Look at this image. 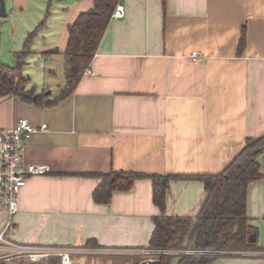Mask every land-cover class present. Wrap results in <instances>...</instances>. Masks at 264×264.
<instances>
[{"label": "crops", "instance_id": "0c3cea01", "mask_svg": "<svg viewBox=\"0 0 264 264\" xmlns=\"http://www.w3.org/2000/svg\"><path fill=\"white\" fill-rule=\"evenodd\" d=\"M30 1L5 0L0 58L15 66V52L46 19L22 73L51 99L66 84L69 25L94 0H40L31 12ZM119 3L125 15L111 18L88 67L92 73L71 94L48 106L13 93L0 96V129L21 118L48 124L27 141L25 162L46 164L50 172L30 176L22 187L9 232L15 242L149 248L160 214L152 178L139 177L131 189L99 203L93 192L101 174L167 176L166 213L196 218L204 182L169 175L218 173L248 137L264 133V0ZM21 11L29 16L18 25ZM258 160L264 173V150ZM247 213L260 248L219 255L210 264H264V177L249 187ZM7 219L0 202V230Z\"/></svg>", "mask_w": 264, "mask_h": 264}, {"label": "trees", "instance_id": "16d2710c", "mask_svg": "<svg viewBox=\"0 0 264 264\" xmlns=\"http://www.w3.org/2000/svg\"><path fill=\"white\" fill-rule=\"evenodd\" d=\"M120 0H94L92 8L82 11L69 25V39L65 51L66 84L54 98L37 93L36 86L22 73L31 45L44 19L29 33L24 48L15 52L16 65L10 66L0 58V96L16 94L23 100L36 105H54L71 94L89 67L100 41L111 21L112 13ZM1 36V23H0ZM246 45V31L243 30L239 52ZM47 51L46 53H50ZM264 150V133L248 137L241 150L224 169L214 174H176L169 177L198 179L204 182L206 195L196 218L166 213L167 185L164 175L146 174L137 171H112L101 174L102 181L93 192L96 202L108 203L114 191L129 190L136 179L150 176L153 180V201L160 208L154 217L155 228L149 248L196 249L225 251L224 253H162L158 257L162 264H210L219 255H233L235 251L260 248L257 228L250 224L247 213L250 185L264 177L258 160ZM188 240L189 247L184 243ZM95 245L94 242H88ZM140 260L134 264H140ZM61 264V258L58 259ZM53 260L51 264H56Z\"/></svg>", "mask_w": 264, "mask_h": 264}, {"label": "built area", "instance_id": "2783aa9c", "mask_svg": "<svg viewBox=\"0 0 264 264\" xmlns=\"http://www.w3.org/2000/svg\"><path fill=\"white\" fill-rule=\"evenodd\" d=\"M125 15V5L118 3L112 13V18H120ZM198 51L192 52L193 59L199 56ZM85 73H92L87 68ZM48 124L41 126L32 124L27 118H21L17 124L10 128L0 129V202L8 214V219L0 230V261L20 259L34 264L45 262L50 256L57 255L61 258V264L72 263L73 254H88L91 250L105 249L101 247L87 246H53L35 243L15 242L9 235L14 226V216L19 209V194L30 176L42 175L50 172L46 164H27L25 162L27 141L31 134L46 130ZM125 251V250H124ZM123 251V252H124ZM187 252L219 253V251L186 250ZM149 256H158L162 253H173L172 249L144 248Z\"/></svg>", "mask_w": 264, "mask_h": 264}, {"label": "rangeland", "instance_id": "374dc122", "mask_svg": "<svg viewBox=\"0 0 264 264\" xmlns=\"http://www.w3.org/2000/svg\"><path fill=\"white\" fill-rule=\"evenodd\" d=\"M58 3L53 4L54 10L55 7H57ZM40 6V0H31L29 7L31 9L30 12L33 9V7ZM0 7H1V0H0ZM29 16V11H21L17 14V24H21L25 22L26 18ZM1 20V17H0ZM125 250V251H124ZM174 250L173 253L179 254V253H185L188 249H172ZM124 251V252H123ZM225 251H221V253H224ZM220 253V252H219ZM149 257L148 254L144 252L139 251H133L131 249H116V248H105L100 250H91L88 254H73L72 262H80L83 264H134L138 260H142L144 258ZM158 257V256H157ZM58 259H60L57 255L50 256L45 262L41 264H51L53 260H56V264H59ZM9 263H21V264H34L32 262H25L20 259H13L10 261H7ZM177 260H174V263H176ZM40 264V263H38Z\"/></svg>", "mask_w": 264, "mask_h": 264}, {"label": "water", "instance_id": "95a60500", "mask_svg": "<svg viewBox=\"0 0 264 264\" xmlns=\"http://www.w3.org/2000/svg\"><path fill=\"white\" fill-rule=\"evenodd\" d=\"M0 16L5 17L7 16V8H6V2L5 0H1V7H0ZM168 177L164 176L163 182L167 185ZM0 264H21V263H9L7 261L1 260ZM71 264H83L80 262H72ZM140 264H162V261L157 256H149L147 258H144L140 261Z\"/></svg>", "mask_w": 264, "mask_h": 264}, {"label": "bare ground", "instance_id": "6f19581e", "mask_svg": "<svg viewBox=\"0 0 264 264\" xmlns=\"http://www.w3.org/2000/svg\"><path fill=\"white\" fill-rule=\"evenodd\" d=\"M67 264H70V263L67 262Z\"/></svg>", "mask_w": 264, "mask_h": 264}]
</instances>
